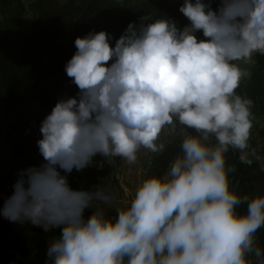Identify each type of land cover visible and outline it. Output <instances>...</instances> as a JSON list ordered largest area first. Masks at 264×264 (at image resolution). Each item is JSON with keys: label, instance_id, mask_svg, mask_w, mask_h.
Wrapping results in <instances>:
<instances>
[{"label": "clouds", "instance_id": "1", "mask_svg": "<svg viewBox=\"0 0 264 264\" xmlns=\"http://www.w3.org/2000/svg\"><path fill=\"white\" fill-rule=\"evenodd\" d=\"M178 10L189 21L183 28L158 18L130 22L114 46L103 30L74 40L64 70L78 92L41 121L42 163L18 170L0 207L9 222L60 228L45 264H251L248 256L264 264L255 242L264 195H238L229 185L235 169L225 166L231 148L264 171L249 144L253 101L236 91L246 75L237 62L264 55V0H219L215 9L183 0ZM165 129L179 137L181 154L163 175L144 178L114 216L99 206L113 203L105 186H69L66 174L97 155L132 165L141 149L162 152Z\"/></svg>", "mask_w": 264, "mask_h": 264}, {"label": "trees", "instance_id": "2", "mask_svg": "<svg viewBox=\"0 0 264 264\" xmlns=\"http://www.w3.org/2000/svg\"><path fill=\"white\" fill-rule=\"evenodd\" d=\"M11 1L16 0H0V9ZM210 2L215 9L219 0ZM36 3L40 16L29 30L13 32L9 26L0 27V121L16 120V130H35L42 121L21 120L17 113L23 106L35 102L43 113H50L58 100L76 96L78 89L64 68L76 51L77 37L103 30L110 34V46H114L130 22L139 25L167 18L178 28L189 23L178 10L183 0H66L57 14L46 11L45 0ZM196 36L203 39L200 32ZM259 64L264 65V55H259ZM236 91L250 98L264 114V80L258 72H252ZM259 136L264 141V126ZM260 156L264 163V146ZM238 157L231 148L225 153L226 168L235 169L229 173V185L238 195L251 198L255 188L264 183V171H260L259 163L245 165ZM40 163L37 145L0 149V207L13 191L18 170ZM68 183L76 189L75 184ZM245 211L246 205L238 206V213ZM59 233L60 228L44 232L27 221L9 222L0 216V264H45L49 241ZM255 242L264 252V230Z\"/></svg>", "mask_w": 264, "mask_h": 264}, {"label": "rangeland", "instance_id": "3", "mask_svg": "<svg viewBox=\"0 0 264 264\" xmlns=\"http://www.w3.org/2000/svg\"><path fill=\"white\" fill-rule=\"evenodd\" d=\"M66 0H45L44 7L50 14H57L59 8ZM36 0H16L8 2L5 8L0 9V27L9 26L13 32L27 31L38 20L40 9L36 6ZM243 72L240 86L247 82L252 72H258L261 79L264 80V65L259 64V54H255L248 63L237 62ZM237 88V89H238ZM238 92V91H237ZM254 120L251 129L249 144L252 148L257 149L258 155L264 146V141L259 132L264 126V114L258 111L256 106L251 109ZM49 113H43L38 104L33 102L23 106L17 113L21 120H43ZM16 120L4 123L0 121V149H9L12 146H34L36 141L41 138L39 128L35 130H16L14 122ZM18 121V120H17ZM191 131V130H189ZM160 142L164 143V150L160 153L147 152L141 149L137 153L135 164L128 165L119 158H116L115 164H109L106 160L97 155L93 158L91 166L83 170L73 171L67 175V179L75 184L76 189L93 190L97 185L105 186L113 196L111 205H99L103 208L106 216H114L116 207L123 206L130 200L137 185L146 177L151 175H163L174 157L181 154L180 139L175 134L165 129L161 133ZM262 163V161L260 162ZM102 164V166H101ZM61 174L64 175L62 172ZM256 195H264V183L255 188ZM93 209H85L83 215L87 218L91 215ZM264 230L261 227L257 234ZM247 259L251 264H255V258L248 256Z\"/></svg>", "mask_w": 264, "mask_h": 264}]
</instances>
